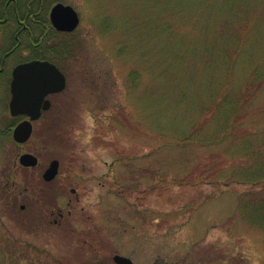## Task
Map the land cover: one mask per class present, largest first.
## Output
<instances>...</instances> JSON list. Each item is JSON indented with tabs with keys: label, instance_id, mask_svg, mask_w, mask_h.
Returning a JSON list of instances; mask_svg holds the SVG:
<instances>
[{
	"label": "rangeland",
	"instance_id": "obj_1",
	"mask_svg": "<svg viewBox=\"0 0 264 264\" xmlns=\"http://www.w3.org/2000/svg\"><path fill=\"white\" fill-rule=\"evenodd\" d=\"M64 2L82 23L62 121L36 124L38 167L0 149V190L19 189L0 192V264H264L239 207L264 185V0ZM218 96L242 117L214 112ZM20 204L40 207L38 232Z\"/></svg>",
	"mask_w": 264,
	"mask_h": 264
},
{
	"label": "flooded vegetation",
	"instance_id": "obj_2",
	"mask_svg": "<svg viewBox=\"0 0 264 264\" xmlns=\"http://www.w3.org/2000/svg\"><path fill=\"white\" fill-rule=\"evenodd\" d=\"M64 1L66 0H0V149H6L8 144L12 142L18 148L16 160L25 170L35 168L23 166L20 158L25 154L35 155L32 151V145L36 124L40 121H45L44 124L47 127H53L62 121L61 113L54 110V98L65 91L55 92L46 96L45 99L51 101V107L46 110L41 109V117L32 122L33 133L26 142H20L15 139L14 131L16 127L31 118L28 114L13 115L11 111V101L14 97L15 70L24 64L33 63V61L48 62L63 73L65 79H67L68 86L69 74L67 65L76 59L74 52L76 45L73 41V36L80 28L82 20L75 9L79 17L76 29L67 31L56 27L55 22L61 21L62 18L54 15V7L61 3L70 6ZM50 70L52 71V69ZM48 117L51 118L48 120ZM10 157L11 155L7 156V163L10 162ZM9 178L10 175H8L7 184L0 190L2 194L10 190L16 193L19 190L15 183H10L11 180ZM29 188L30 186L25 187L20 193H29ZM72 192L75 193L76 190L73 189ZM19 211L23 214L25 229L30 232H38L41 228L42 212L40 207L20 204ZM58 212L60 220H63L65 217L64 212L62 210H58ZM50 214V216H53L56 211L51 209ZM69 215H71V212H69ZM53 222L55 224L60 223L56 219ZM33 252L39 253L40 250L34 249Z\"/></svg>",
	"mask_w": 264,
	"mask_h": 264
},
{
	"label": "water",
	"instance_id": "obj_3",
	"mask_svg": "<svg viewBox=\"0 0 264 264\" xmlns=\"http://www.w3.org/2000/svg\"><path fill=\"white\" fill-rule=\"evenodd\" d=\"M53 13L62 18L61 21L55 22L60 30L72 31L77 28L79 17L74 7L61 3L54 7ZM15 71L11 111L13 115L28 114L31 118L16 127L15 139L26 142L33 133L32 122L42 115L41 109L46 110L51 107V101L45 99L46 96L64 91L67 79L59 69L48 62L33 61L18 67ZM20 162L25 167H36L40 161L34 154H25L20 158ZM59 167L60 160H53L43 174L44 180L48 183L53 181L59 175ZM114 259L117 264H134L131 259L118 254Z\"/></svg>",
	"mask_w": 264,
	"mask_h": 264
},
{
	"label": "trees",
	"instance_id": "obj_4",
	"mask_svg": "<svg viewBox=\"0 0 264 264\" xmlns=\"http://www.w3.org/2000/svg\"><path fill=\"white\" fill-rule=\"evenodd\" d=\"M244 0H241V3H243ZM247 2V1H246ZM262 13V12H261ZM229 33H232L233 37L238 38L239 40L246 38V36L244 37L243 35L241 36V34L238 33L237 30H230ZM246 33V32H245ZM227 58V57H226ZM254 79V76H253ZM248 84H253L250 80V82H248ZM232 98V96H231ZM214 103L212 104L213 107V111L214 112H223L224 114H226L228 117L231 115H234L235 117H239L238 119H240L242 117V115H240V109L235 102V100L232 99L231 100H226L224 98H221L220 96L216 97L213 99ZM238 103V102H237ZM238 108V109H237ZM207 111L209 110H204V112L207 113ZM226 111V112H225ZM240 115V116H239ZM190 134L187 136H185L186 140H190ZM257 154H254V156H251V160H256V161H264V151H262V153L258 156H256ZM255 161V162H256ZM258 163V162H256ZM264 165V163H262ZM261 164V165H262ZM263 168V167H262ZM264 169V168H263ZM259 176H261V178L263 179L262 181H264V170L262 171V169H260V172L258 173ZM248 195V194H247ZM240 212L242 213L243 219L246 220V222H248V224L252 227H256L258 229L264 230V185L263 187H257V190L255 192H253V194H249V199L248 198H244L240 200Z\"/></svg>",
	"mask_w": 264,
	"mask_h": 264
}]
</instances>
